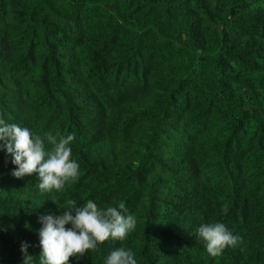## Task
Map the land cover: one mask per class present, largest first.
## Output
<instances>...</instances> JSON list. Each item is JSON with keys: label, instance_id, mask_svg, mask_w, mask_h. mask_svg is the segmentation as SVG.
<instances>
[{"label": "rangeland", "instance_id": "rangeland-1", "mask_svg": "<svg viewBox=\"0 0 264 264\" xmlns=\"http://www.w3.org/2000/svg\"><path fill=\"white\" fill-rule=\"evenodd\" d=\"M53 1L66 10L74 4ZM116 2L129 17L152 6L182 21L197 45L218 46L216 76L223 95L234 101L250 90L264 101V6L258 0ZM199 55L160 39L153 29L124 27L110 5L86 6L77 21L67 23L31 0H0V119L33 127L39 120L36 126L48 124L54 135L74 136L70 147L79 175L57 192L70 188L81 203L91 195L101 208L124 202L136 226L115 241L130 248L138 264H187L179 251L157 246L171 239L154 225L170 218L179 220L170 230L188 235L179 242L183 252L189 259L197 255L200 264L215 257L197 238L201 223L237 228L240 242L234 248L244 244L243 255L247 245L264 242V118L247 97L246 117L228 119L222 100L199 78ZM72 126L78 135L67 131ZM150 154L153 161L134 168ZM10 165L0 152V203L4 185L16 184L7 182ZM140 176L144 183L163 182L156 204L138 185ZM204 202V209L184 210L183 220L181 206ZM231 211L234 216L226 219ZM16 223L2 213L0 236L18 237Z\"/></svg>", "mask_w": 264, "mask_h": 264}, {"label": "trees", "instance_id": "trees-1", "mask_svg": "<svg viewBox=\"0 0 264 264\" xmlns=\"http://www.w3.org/2000/svg\"><path fill=\"white\" fill-rule=\"evenodd\" d=\"M31 1L37 6H41L45 14H51L67 23L77 21L86 6H112V10L116 18L124 27L133 29L135 31L153 29L155 34L160 39L173 43L177 46H184L187 51H190L191 55L196 56L197 52L200 51V55L198 57L199 78L207 87L210 95L213 96L214 99L222 100V110L228 119L231 121L240 122L246 117L247 113L244 107L246 105L247 97L250 98L255 109L259 111L260 115L264 118V101H262V99L256 93L250 90L242 91L238 98L233 101L223 95V93L220 91L216 76L217 65L219 63L218 54L216 53L218 46H215L209 50L197 45L192 31L189 30L182 21L171 17L165 10L151 6L144 12L133 17H129L124 11L120 9L116 0H74V4L71 6L70 10L61 8L53 0ZM60 70L58 69L56 72L60 73ZM45 74L46 73H44V75ZM45 77H47V74L44 76V78ZM168 111L169 108L166 111H163V113H160L158 117L164 118ZM13 119L16 120L17 118L13 117ZM37 122H39V120ZM36 123L34 127L24 125L22 126L29 127L36 134L51 132L53 128L49 127L48 124L36 126ZM67 131L74 132L77 135L80 133L77 126H72L71 129L68 127ZM156 138L157 134L153 140ZM151 161H153V159L150 154L147 157L143 156V160L135 161L134 163H136V165L133 163V166L134 168L138 166L146 167ZM91 165L92 164L89 163V166ZM12 169L13 165H10L7 182L8 184L11 182L16 184L4 185V198L0 203V215L3 213V215L8 216V221L19 223H16V231L18 232L19 236L12 237L6 233L0 236V264H9V262L5 260L6 258H10L13 264H20L22 259L21 253L19 251L21 243H26L28 245L27 252L30 255L34 257L37 256L39 254V249L37 247L34 248V246L38 245L33 244L32 246V242L35 240L36 236L34 237L31 235L32 232H35L40 227V224L38 223V217L47 213H51V210L52 214H57V205H65L68 199H73L76 200L77 203H81L80 198L70 188H66L62 194L56 191V194L43 195L36 188L35 173L17 179L10 175ZM24 183L28 184L24 185ZM137 183L138 185H142L149 190V192L153 195L152 204H156L155 199L160 198L163 194V185H160L163 184V182L153 179L152 181L144 183L143 178L140 176L137 180ZM9 187L11 188L9 189ZM32 188L35 189L33 193ZM47 197H50L51 200H49ZM90 197L91 195H86L83 197V199L87 200ZM207 203H191L187 208L181 206L183 220L186 218L184 210H186L188 214L191 211H197L206 208ZM38 205L40 206L36 207ZM234 214L235 212L231 211L230 214L227 215L226 219H231ZM178 222L179 220L176 217L154 225L157 228L158 233L172 240L160 241L157 244L158 248L162 251H171L174 249L175 251H179L181 253L183 259L186 258L185 263L200 264L197 255L193 259H189V255L183 252L182 248L180 247L179 242L189 239L188 235L185 233L178 234L177 232L168 228L169 224H177ZM22 227L29 235H23L21 233L20 228ZM236 230L234 232H236ZM116 247H119V245L115 240L111 238L106 239L105 241L99 243L97 248L86 251V253L80 257L81 260L76 261L73 257H70L68 264H90L88 261H86L88 258L93 259L92 264H103L104 258L112 249ZM243 247L244 244L237 248L226 247L221 252V254L205 260L207 264H264V242L258 248L247 245V255H243ZM197 248L199 251L203 250L201 246ZM140 264L144 263L142 262Z\"/></svg>", "mask_w": 264, "mask_h": 264}, {"label": "clouds", "instance_id": "clouds-1", "mask_svg": "<svg viewBox=\"0 0 264 264\" xmlns=\"http://www.w3.org/2000/svg\"><path fill=\"white\" fill-rule=\"evenodd\" d=\"M258 3L264 6V0ZM73 140L71 133L36 134L29 127L0 119V152L5 163L10 161L13 165L10 175L19 179L35 173L36 188L42 194L62 191L66 184L78 178L79 164L72 158L70 147ZM38 223L40 227L35 234L39 254L30 255L28 245L21 243L20 264H68L70 257L79 260L106 239L123 241L135 229L136 218L124 202L101 208L91 199L83 203L68 199L65 205H57V214L41 215ZM196 235L209 256H217L226 247H235L240 242V236L219 221L201 223ZM103 264L138 262L133 251L121 245L108 253Z\"/></svg>", "mask_w": 264, "mask_h": 264}]
</instances>
